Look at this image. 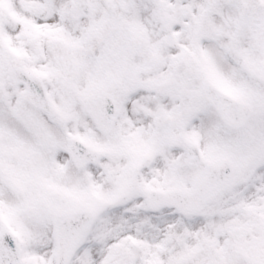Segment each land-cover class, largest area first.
Here are the masks:
<instances>
[{"label": "snow or ice", "instance_id": "1", "mask_svg": "<svg viewBox=\"0 0 264 264\" xmlns=\"http://www.w3.org/2000/svg\"><path fill=\"white\" fill-rule=\"evenodd\" d=\"M0 264H264V0H0Z\"/></svg>", "mask_w": 264, "mask_h": 264}]
</instances>
